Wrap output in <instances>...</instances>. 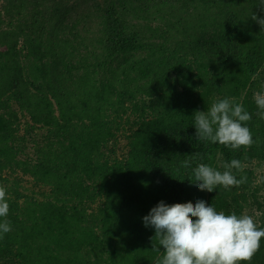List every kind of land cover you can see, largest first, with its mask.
Segmentation results:
<instances>
[{
	"label": "trees",
	"instance_id": "1",
	"mask_svg": "<svg viewBox=\"0 0 264 264\" xmlns=\"http://www.w3.org/2000/svg\"><path fill=\"white\" fill-rule=\"evenodd\" d=\"M256 5L0 0V186L12 227L0 264H155L143 217L161 201L264 213V184L249 167L264 166ZM226 97L252 115L250 148L196 139L194 113ZM232 159L247 165L233 170L247 183L213 192L190 184L197 164L223 171ZM255 218L264 227V215ZM250 264H264V239Z\"/></svg>",
	"mask_w": 264,
	"mask_h": 264
},
{
	"label": "clouds",
	"instance_id": "2",
	"mask_svg": "<svg viewBox=\"0 0 264 264\" xmlns=\"http://www.w3.org/2000/svg\"><path fill=\"white\" fill-rule=\"evenodd\" d=\"M256 6L264 13V0H257ZM250 18L264 30V16L251 12ZM253 99L257 117L264 120V85L253 94ZM193 116L198 141L219 143L231 150L250 148L255 142L247 127L252 115L234 98L219 99L207 111L195 112ZM191 164L192 160L185 159L181 167L189 168ZM222 167L224 170L219 171L204 163L197 164L192 171L194 182L190 184L213 192L217 187L228 190L247 183L246 175L238 179L233 171L243 172L247 167L241 160L232 159ZM255 183L264 184V174L258 175ZM8 212L6 189L0 186V239L12 231ZM261 215L264 213L256 211L252 215L247 210L240 215L225 214L212 205L206 206L202 200L195 205L188 202L170 206L161 201L143 217V224L154 229L151 239L156 244L152 243L151 251L157 253L155 264H250L264 239V227L255 218Z\"/></svg>",
	"mask_w": 264,
	"mask_h": 264
},
{
	"label": "rangeland",
	"instance_id": "3",
	"mask_svg": "<svg viewBox=\"0 0 264 264\" xmlns=\"http://www.w3.org/2000/svg\"><path fill=\"white\" fill-rule=\"evenodd\" d=\"M123 139H124L123 137H119V141H118L119 143L117 145V150H116L118 155L124 154L125 141ZM249 167L254 169V173H255L254 181L257 179L258 175L264 174V172L258 173L257 169H264V166L259 167L256 162H253L252 165ZM28 186H29V183L25 184V187H28ZM260 195L264 197V190L260 192Z\"/></svg>",
	"mask_w": 264,
	"mask_h": 264
}]
</instances>
